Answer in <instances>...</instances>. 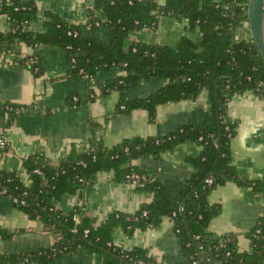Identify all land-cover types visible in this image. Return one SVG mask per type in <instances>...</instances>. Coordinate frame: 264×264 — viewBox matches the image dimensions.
Segmentation results:
<instances>
[{
    "label": "trees",
    "instance_id": "obj_1",
    "mask_svg": "<svg viewBox=\"0 0 264 264\" xmlns=\"http://www.w3.org/2000/svg\"><path fill=\"white\" fill-rule=\"evenodd\" d=\"M161 15L185 22V30L197 32L198 37L182 35L173 46L139 41L126 45L131 33L142 28L154 29ZM86 16L83 26L53 10L40 9L34 0H0V17L7 26L6 30H0V44L7 55H13L12 64L16 61L13 65L28 67L34 72L39 70L38 59L35 54L22 56L21 44L62 48L70 73L87 82L99 71L118 69L120 73L101 84L98 94L88 88L90 99L115 93L114 113L126 114L144 108L153 121L159 105L194 99L206 90L205 115L171 132L132 136L110 147L97 135L99 124L95 123L87 145L72 146L58 163H52L40 151L23 158L20 171L28 176L29 183L22 180L19 172L0 169V194L30 217L37 218L53 234H58L56 241L47 247L20 253L0 252V264H53L58 257L77 249L100 255L101 264H130L129 257L142 258L148 248L126 249L116 245L112 237L114 230L121 227L132 234L136 229L157 228L163 218L171 221L188 263L190 256L197 253L200 264H264V217H258L245 233L250 241L248 250L239 249L235 233L216 234L208 230L211 217L219 212V206L208 202V195L215 187L233 181L250 186L257 194L264 190V180L247 178L231 162L230 144L236 133V122L228 116L229 99L245 91L264 98V61L250 30L247 29L244 37L234 38L232 34L248 23L246 1L93 0ZM38 17L42 19L43 30L29 29V24ZM102 26L108 29L107 40L97 34ZM152 76L165 82L155 93L145 97L129 94ZM74 95L68 94L67 104H76ZM5 105L12 108L7 119L3 118ZM28 107L0 103L2 130L6 131ZM200 136L202 139H198ZM190 141L199 144L201 151L196 156H187L193 173L175 197L170 196L159 178L148 169L132 164L133 160L158 157ZM102 171H112L117 182H125V175L130 172L148 175L135 188L152 193L151 200L134 212L113 210L97 222L84 214L83 204H77L69 213L56 208V202L66 194L81 196ZM208 177L213 179L211 184L205 182ZM10 198H17L18 202ZM20 200L25 203L20 204ZM142 210H146V216L141 215ZM73 216H78V220ZM256 230L259 231L256 233ZM197 234L200 237L194 239ZM11 235L0 230V237ZM223 236L232 237V241L224 249H214ZM227 249L231 251L230 256H225ZM204 256L209 258L202 259Z\"/></svg>",
    "mask_w": 264,
    "mask_h": 264
},
{
    "label": "crops",
    "instance_id": "obj_2",
    "mask_svg": "<svg viewBox=\"0 0 264 264\" xmlns=\"http://www.w3.org/2000/svg\"><path fill=\"white\" fill-rule=\"evenodd\" d=\"M40 9H50L72 22L85 26L86 9L93 0H34ZM185 22L161 15L154 29L142 28L131 33L126 45L132 41L175 45L182 35L197 38V32H187ZM42 31V19L38 17L28 26ZM7 26L0 17V30ZM87 29V28H86ZM247 27L234 30V38L244 37ZM243 33V35H238ZM99 37L107 40L108 29L100 27ZM22 56L35 54L39 70L12 64L13 55H7L0 44V103L28 105L11 126L3 131L7 145L0 150V169L19 172L25 183L21 162L26 156L40 151L52 162L58 163L72 146L87 145L93 124L98 123L97 135L110 147L132 136L162 135L178 126L200 120L207 108L208 93L202 90L194 99H181L161 104L155 118L149 120L144 108L129 113H114L117 95L109 93L90 99L88 88L99 93L101 84L118 75V69L99 71L91 82L70 73L65 52L59 47L27 46L21 44ZM158 77H149L130 90L132 97H145L155 93L164 84ZM73 92L76 104H67V96ZM228 116L236 122V133L230 144L231 162L238 172L247 178L264 180V98L253 91L233 95L227 104ZM201 146L195 142L177 145L160 156H147L133 160L141 168L157 176L163 187L175 197L186 185L193 173L187 156H196ZM152 193L137 190L135 186L113 180L112 171L98 172L81 196L66 194L56 202V208L69 213L77 204H83L85 215L95 221L104 219L113 210L134 212L151 200ZM208 202L219 206V212L211 217L208 230L221 234L237 235L240 250L250 249L245 233L264 217V190L254 193L250 186L227 181L215 187L208 195ZM0 230L12 233L0 237V252L20 253L25 250L50 246L55 236L37 218H32L10 200L0 194ZM113 242L126 249L135 246L148 248L158 264H189L181 253L180 243L172 230V223L163 218L157 228L136 229L132 234L121 227L113 232ZM102 257L85 249H77L54 260L53 264H101ZM35 264V263H27Z\"/></svg>",
    "mask_w": 264,
    "mask_h": 264
},
{
    "label": "built area",
    "instance_id": "obj_3",
    "mask_svg": "<svg viewBox=\"0 0 264 264\" xmlns=\"http://www.w3.org/2000/svg\"><path fill=\"white\" fill-rule=\"evenodd\" d=\"M244 25L248 28V23L247 22L244 23ZM13 64H16V61L13 62ZM36 70H38V67L36 68ZM260 84H262V82H260ZM11 109L12 108L10 106H8V105H5L4 106V114H3V118L4 119H7L8 118V113H9V111ZM16 110H20V109H16ZM198 139H202V137L200 136ZM6 145H7L6 139L3 136H0V150L4 149L6 147ZM35 171L36 172H39L38 169H36ZM147 179H148V175H146V174H140L138 172H130V173H127L125 175V182H127V183H129V184H131L133 186H136L141 181H146ZM205 182L207 184H211L213 182V179L211 177H208V178H206ZM2 193H3V191H2ZM11 200L13 202H18L17 198H12ZM19 203L20 204H24L25 202H24V200H20ZM181 209H182V207L180 206V210ZM146 214H147L146 210H142L141 215L142 216H146ZM73 218H74L75 221L78 220V216H73ZM134 219H137V217L135 216ZM85 231L87 232V230H85ZM258 231L259 230H256V233ZM54 236H55V240H54V242H55L56 239L58 238V234H54ZM199 237H200V234L194 235V239H198ZM256 237H258V235H256ZM230 241H232V237H230V236H223V238H220L219 241H218V243H216L214 245V249H224V248H226V244L228 242H230ZM208 248H212V247H208ZM53 251L55 252V249H53ZM230 255H231V251L227 249L225 251V256H230ZM125 257H128V254H125ZM204 258L208 259L209 256L202 257V259H204ZM153 259H154L153 254H152V252L149 249H148L147 252H145L144 257H142V258H138V257L132 258V257H129L130 264H158V263H155ZM200 261H201V259L200 258H197V253H194V255L190 256V261H189L190 264H200Z\"/></svg>",
    "mask_w": 264,
    "mask_h": 264
},
{
    "label": "water",
    "instance_id": "obj_4",
    "mask_svg": "<svg viewBox=\"0 0 264 264\" xmlns=\"http://www.w3.org/2000/svg\"><path fill=\"white\" fill-rule=\"evenodd\" d=\"M246 14L251 37L264 61V0H246Z\"/></svg>",
    "mask_w": 264,
    "mask_h": 264
},
{
    "label": "rangeland",
    "instance_id": "obj_5",
    "mask_svg": "<svg viewBox=\"0 0 264 264\" xmlns=\"http://www.w3.org/2000/svg\"><path fill=\"white\" fill-rule=\"evenodd\" d=\"M238 35H243V33H239Z\"/></svg>",
    "mask_w": 264,
    "mask_h": 264
}]
</instances>
